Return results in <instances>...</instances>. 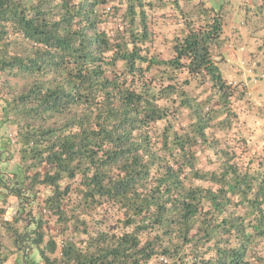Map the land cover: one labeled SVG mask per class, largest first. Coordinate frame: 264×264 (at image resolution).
Listing matches in <instances>:
<instances>
[{
    "label": "trees",
    "instance_id": "trees-1",
    "mask_svg": "<svg viewBox=\"0 0 264 264\" xmlns=\"http://www.w3.org/2000/svg\"><path fill=\"white\" fill-rule=\"evenodd\" d=\"M223 35L205 0H0V264H264Z\"/></svg>",
    "mask_w": 264,
    "mask_h": 264
},
{
    "label": "rangeland",
    "instance_id": "rangeland-1",
    "mask_svg": "<svg viewBox=\"0 0 264 264\" xmlns=\"http://www.w3.org/2000/svg\"><path fill=\"white\" fill-rule=\"evenodd\" d=\"M197 1L193 0V2ZM205 2L223 15V37L226 41L220 49L224 59L219 63L220 69L225 78L246 85L251 104L256 110L258 108L263 110L260 117L250 118L251 123L255 129L256 126L264 128V77H262L264 73V1L205 0ZM191 6L192 3L183 4L185 10ZM171 14V17L164 18V22L169 20V24L166 26L163 24V31H167L169 27L174 29L173 22L179 19L173 11L169 10L167 16ZM253 76L258 77L257 83H254V78H251ZM260 130L262 133H255L253 139L259 150H264V129ZM15 202L8 208L7 214H10L11 218L17 209V202Z\"/></svg>",
    "mask_w": 264,
    "mask_h": 264
},
{
    "label": "crops",
    "instance_id": "crops-1",
    "mask_svg": "<svg viewBox=\"0 0 264 264\" xmlns=\"http://www.w3.org/2000/svg\"><path fill=\"white\" fill-rule=\"evenodd\" d=\"M172 15V14H171ZM179 21V19L178 20H174V26L176 25L177 26V22ZM165 22L166 23H164V19H160L159 21H158V28H164V26H163V24H165V26L167 25V24H169V20H165ZM166 30V29H165ZM224 59H222V61H223ZM259 62V61H258ZM227 79V78H226ZM229 80V79H228ZM229 81H235V80H229ZM235 83H236V81H235ZM237 84V83H236Z\"/></svg>",
    "mask_w": 264,
    "mask_h": 264
},
{
    "label": "built area",
    "instance_id": "built-area-1",
    "mask_svg": "<svg viewBox=\"0 0 264 264\" xmlns=\"http://www.w3.org/2000/svg\"><path fill=\"white\" fill-rule=\"evenodd\" d=\"M262 75H263L262 77H264V74H262ZM252 78H254V83H257V82L259 81V79H258L257 76H253ZM4 219H5V220H10V219H11L10 214H6V215L4 216Z\"/></svg>",
    "mask_w": 264,
    "mask_h": 264
},
{
    "label": "clouds",
    "instance_id": "clouds-1",
    "mask_svg": "<svg viewBox=\"0 0 264 264\" xmlns=\"http://www.w3.org/2000/svg\"><path fill=\"white\" fill-rule=\"evenodd\" d=\"M262 74H264V73H262ZM251 78H252V77H251ZM233 84L235 85L234 81H233Z\"/></svg>",
    "mask_w": 264,
    "mask_h": 264
}]
</instances>
